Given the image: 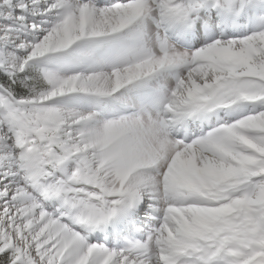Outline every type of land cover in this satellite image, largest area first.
<instances>
[{"label": "snow or ice", "instance_id": "6c2138e0", "mask_svg": "<svg viewBox=\"0 0 264 264\" xmlns=\"http://www.w3.org/2000/svg\"><path fill=\"white\" fill-rule=\"evenodd\" d=\"M0 264H264V0H0Z\"/></svg>", "mask_w": 264, "mask_h": 264}]
</instances>
